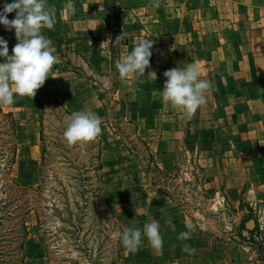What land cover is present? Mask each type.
<instances>
[{"label": "rangeland", "instance_id": "rangeland-1", "mask_svg": "<svg viewBox=\"0 0 264 264\" xmlns=\"http://www.w3.org/2000/svg\"><path fill=\"white\" fill-rule=\"evenodd\" d=\"M11 2L0 0V12ZM158 2L47 0L54 27L42 34L58 62L33 98L14 95L12 105L0 106V198L12 182L33 187L21 264H161L158 249L146 245L149 217L160 221L166 251L189 247L183 264H254L249 255L264 257L258 242L264 227L257 225L252 198L243 194L238 208L224 198L220 145L229 141L220 138L229 136L218 127L209 137L203 132L214 114L218 122L213 96L233 87L218 53L211 54L224 34L195 32L205 29L198 15L210 14L196 0ZM14 17L15 11L7 14ZM0 37L11 55L15 30L0 25ZM143 37L153 41L150 66L144 76L122 79L116 61ZM188 63L214 85L191 118L162 96L164 72ZM152 71L156 80L148 76ZM88 109L101 118L99 136L69 145L67 117ZM204 159L213 162L210 169ZM189 223L191 238L179 239ZM125 227L141 229L136 252L121 241Z\"/></svg>", "mask_w": 264, "mask_h": 264}, {"label": "crops", "instance_id": "crops-1", "mask_svg": "<svg viewBox=\"0 0 264 264\" xmlns=\"http://www.w3.org/2000/svg\"><path fill=\"white\" fill-rule=\"evenodd\" d=\"M210 14L200 17L199 23L205 29L197 33L224 34L221 46L211 50L218 53V65L228 72L233 87L213 96L212 110L219 111L205 124L203 132L209 137L216 127L227 133V140L220 138L222 151L221 181L225 184L224 198L232 207L240 204L242 195L252 198L256 221L264 227V0H196ZM217 10V14L214 11ZM219 15V16H218ZM195 22L197 18H195ZM92 22V20H83ZM221 26H218L220 25ZM220 30L218 31V28ZM203 152V151H202ZM213 164L204 159V168ZM215 178H217L215 176ZM163 247L158 249L161 264H183V249L180 253L166 251L168 239L163 236ZM261 238V235H259ZM146 245L153 248L148 239ZM260 244L264 241L259 240ZM176 251V249H175ZM154 250L152 251V254ZM255 253L252 263L264 264ZM154 256V255H153Z\"/></svg>", "mask_w": 264, "mask_h": 264}, {"label": "clouds", "instance_id": "clouds-1", "mask_svg": "<svg viewBox=\"0 0 264 264\" xmlns=\"http://www.w3.org/2000/svg\"><path fill=\"white\" fill-rule=\"evenodd\" d=\"M154 7H159L158 0H154ZM15 11L11 20L7 14ZM69 14L75 13V6H67ZM54 6H49L47 0H13L6 3L0 12V25L7 30L14 29L17 43L9 55L7 41L0 37V57L5 58L0 63V106H10L14 95L33 98L37 90L42 87L53 66L58 62L52 41L42 34V29L51 30L54 27ZM123 35L116 37L115 43L123 40ZM153 41L138 39L130 52L116 61V68L122 79L145 75V69L150 66ZM156 80V72L148 73ZM167 78L163 86V99L172 106L181 109L184 116L191 118L198 108L205 106L207 95L214 89L211 81L201 78V69L195 63H188L184 68L176 67L164 72ZM101 118L92 110L73 112L67 117L63 136L69 145L78 142L95 140L100 132ZM173 231L175 225L170 219H164ZM188 231L181 232L179 239L191 238L194 225H186ZM143 233L149 244L155 249H162L163 238L160 233V221L149 217V222L143 226ZM121 241L129 252H136L141 245V229L125 227L120 233ZM183 251L189 252L187 245Z\"/></svg>", "mask_w": 264, "mask_h": 264}, {"label": "trees", "instance_id": "trees-1", "mask_svg": "<svg viewBox=\"0 0 264 264\" xmlns=\"http://www.w3.org/2000/svg\"><path fill=\"white\" fill-rule=\"evenodd\" d=\"M31 188L12 182L0 198V264L23 262L28 220L33 211Z\"/></svg>", "mask_w": 264, "mask_h": 264}, {"label": "built area", "instance_id": "built-area-1", "mask_svg": "<svg viewBox=\"0 0 264 264\" xmlns=\"http://www.w3.org/2000/svg\"><path fill=\"white\" fill-rule=\"evenodd\" d=\"M245 233H247V230L245 231Z\"/></svg>", "mask_w": 264, "mask_h": 264}]
</instances>
